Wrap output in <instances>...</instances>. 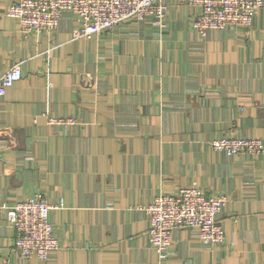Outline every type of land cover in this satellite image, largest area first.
Listing matches in <instances>:
<instances>
[{
	"label": "crops",
	"instance_id": "0c3cea01",
	"mask_svg": "<svg viewBox=\"0 0 264 264\" xmlns=\"http://www.w3.org/2000/svg\"><path fill=\"white\" fill-rule=\"evenodd\" d=\"M161 2L165 26L126 22L87 40L70 12L50 35L25 38L0 0V77L22 73L0 97V204L42 195L59 243L45 262L23 258L0 213V264H264V152L210 146L264 145V7L250 26L201 39L198 7ZM183 187L227 198L225 240L176 229L160 257L142 209Z\"/></svg>",
	"mask_w": 264,
	"mask_h": 264
},
{
	"label": "built area",
	"instance_id": "2783aa9c",
	"mask_svg": "<svg viewBox=\"0 0 264 264\" xmlns=\"http://www.w3.org/2000/svg\"><path fill=\"white\" fill-rule=\"evenodd\" d=\"M6 15L17 21L25 38L53 33L63 12L75 17V36L92 39L126 22L153 21L165 26L167 9L162 0H7ZM200 12L191 29L204 39L209 31L250 26L264 7V0H187ZM22 78L17 65L0 77V97ZM50 125L72 124L67 119L48 118ZM214 151L227 157L261 155L260 139L222 137L210 143ZM227 202L224 195H208L203 190L183 187L176 194H158L142 210L148 215V245L163 257L176 229H195L201 241L210 245L224 243L225 234L217 215ZM50 205L42 195H34L13 205L0 204V213L15 229V249L23 258L35 257L45 262L50 252L59 248L50 221ZM10 264L9 261L6 262Z\"/></svg>",
	"mask_w": 264,
	"mask_h": 264
}]
</instances>
